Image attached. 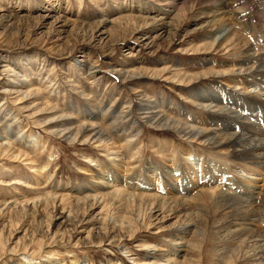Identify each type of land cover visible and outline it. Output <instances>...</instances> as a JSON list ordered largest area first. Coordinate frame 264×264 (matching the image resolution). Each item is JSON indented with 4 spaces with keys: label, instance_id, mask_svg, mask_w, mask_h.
Returning a JSON list of instances; mask_svg holds the SVG:
<instances>
[{
    "label": "rangeland",
    "instance_id": "1",
    "mask_svg": "<svg viewBox=\"0 0 264 264\" xmlns=\"http://www.w3.org/2000/svg\"><path fill=\"white\" fill-rule=\"evenodd\" d=\"M222 18L241 34L239 51L215 48ZM263 19L264 0H0V92L35 91L0 93V264H255L236 219L248 205L241 213L220 202L223 182L185 194L165 183L189 188L211 179L214 163L218 178L250 184L264 201V171L177 127L212 117L195 96L217 86L264 92L250 94L230 76L247 48L264 46ZM146 105L161 121L147 123ZM127 110L134 123L118 117ZM84 127L104 131L103 140ZM80 131L86 145L60 135ZM2 143L29 158L1 153Z\"/></svg>",
    "mask_w": 264,
    "mask_h": 264
},
{
    "label": "bare ground",
    "instance_id": "2",
    "mask_svg": "<svg viewBox=\"0 0 264 264\" xmlns=\"http://www.w3.org/2000/svg\"><path fill=\"white\" fill-rule=\"evenodd\" d=\"M223 6H224V4H222L220 2V4L217 6V9H218L217 12L219 15H224L223 17H225L227 12L223 11L224 7H225V6L224 7ZM226 19H223V20H225L223 22L224 24H222V26L224 25V27L221 29V33L219 34V36L216 37L217 38L216 39L217 45L215 48L225 49L226 52L231 51V50L232 51H235V50L239 51L240 45L242 43H244L243 38L241 37V34L238 31H236L234 26L229 21H228V23L226 22L227 21ZM237 20L240 21V23L241 22H245V23L249 22V20L247 19V17L245 15H241L240 17H237ZM163 22H164V19H163ZM250 30H252V29H247L248 32H250ZM243 57L244 58L240 62V64L238 66H236L235 69L230 74V76L233 77V80H234V82L232 84H244V89H242V90L247 91L250 94H252V91L256 90V88H258L259 90H264V46H263V44L261 45L260 43H258V44L253 45L252 47L247 48L246 54ZM6 67H8L7 71L9 70L10 72L16 73V71L14 69H12L11 67H9L7 65H6ZM199 79H201V78H199V76H197L195 78L192 77L190 81H191V83H193L194 81L199 80ZM170 80H172V79H170ZM190 81H189V84H190ZM256 81H261V83L260 82L258 83ZM184 83H187V82L185 81ZM178 86H183V85L180 84ZM189 86L190 85H188L187 87L189 88ZM223 87H224V85H223ZM226 87L222 88L220 86L219 87L217 86L213 90H209V91H206V92L199 94L198 97L195 96L196 98H198L196 101L197 106L201 107L203 111H207L209 109L212 110L213 113L216 114V116H214L212 113V117L208 116V119H200L198 117H193L191 120V123H183V124L178 123L180 125L177 124L178 125L177 127L183 129V131L184 130L189 131L188 133L190 135L193 134L194 137H196V138L200 137L206 143H208L212 146H215L217 148H222V149H228V148L232 149L234 156L237 157L239 160H241V162L245 163L243 165L247 166L250 169V171H253L254 173H258V174L263 175L264 173L262 174L261 171H264V104H262V103H264V92L261 91L262 93L259 95H257L256 93H253V97L251 98L250 95H247L244 92L238 94L235 91H232V89H233L232 85H230V87L229 86H226ZM25 88H26V86H24V84L23 85L19 84V86L18 85L14 86L11 84V86L6 87L5 91H1L0 93L1 94L3 93L8 97H12L13 95H17L18 97L19 96L21 97V95H23V93H25V96L22 99L29 98L33 95V93H35L34 90L24 92ZM37 92L40 93V90H37ZM223 94L225 95L224 97L230 96L231 98H233V100H231V101H229L227 99L223 100L221 98ZM38 95H40V94H38ZM16 102H18V101H13L14 104ZM148 107H150V106L146 105V106H143V108H141V110H143V113H142V115H144L143 118L148 121L147 123L155 125V123H158L159 121H161L160 120L161 118H160L158 113H156L154 111H149ZM15 108H16L15 110H17V111H19V110L21 111V109L23 111V108H20V107L19 108L15 107ZM255 108H256V110H255ZM126 109H128V107H126ZM246 109H248V110H246ZM93 113L92 114H83V115L84 116L89 115V117H91V115H93ZM183 113H184V111H183ZM19 114H21V112ZM120 114L121 115L118 116L119 118H123V119L129 118L130 121H132L134 123L135 118L133 117V115L130 111L127 110L126 112H123ZM123 114H125V116H123ZM254 120H255L256 124H255ZM94 127L91 130H88L87 127H84L85 129L84 128L83 129L88 130L89 133L90 132L93 133V135H92L93 140H97V141L103 140L102 136L104 135V133H103L104 131L103 132H101V130L97 131V129ZM81 132L82 131L78 132V134H76V135H74V134L70 135L68 132H62V133H60V135L65 137L70 142L79 141V142H84V144H82V145H86V140H82L83 138H81V136H80ZM2 135H5V134L0 133L1 139L4 138ZM30 136L33 137V134H30ZM7 144L9 146L11 145V143H7ZM7 144H4V143L1 144V146L5 148L1 153L5 152V153H8V155H9L12 152H11V149L9 148V146H6ZM8 148L10 150H8ZM17 151L14 152L16 154L15 155L16 157H20V158L23 156L28 157L26 152H22L19 150H17ZM14 153H12L11 155H14ZM185 154L189 157L190 162H193V164H195V169L198 168V170L200 171V168H202V165L197 163L195 160L197 157V154L191 150H188V149H185ZM0 156H5V155H0ZM191 159H193V161ZM212 164H213V166L206 167L207 170H210L209 171L210 173H213V174L215 173L214 175H211V179H209V178L207 179L204 176L206 179H204V177H203L204 180L202 179L200 183L198 180L189 181L190 182L189 186H191L192 188L191 187L188 188L185 181H183V183L179 184V180H176L174 182V181H170L168 179L165 184L168 187V189L171 190L172 192H174L176 194H185V193H189L190 191H194L196 188H199L200 185H202L204 183H206L205 186H207V184L213 180H217L218 182H223L225 185L224 186L225 188L221 192L220 202L226 203V205L230 206V208L232 207V209H234L233 208L234 206L236 208V207H238V205H240V206L241 205L242 206L248 205V207L243 206V207H246V213H245V215L241 216V219L238 218V215H241L238 212L239 214L237 215V218H236L239 220V221L237 220L238 221L237 224L240 228V230H238V231L241 232L240 236L242 238L245 237L244 241H245L246 247L248 248L247 251H248V253H251L250 256L254 259L253 263L264 264V231L260 228L259 225H258L259 227H252V226H254L253 225L254 223L255 224H257V223L263 224L264 223V216L262 214L264 212V210L261 213H259L260 212L259 209L264 208V201L263 200L261 201L260 197L256 196L257 195L256 192L255 193L252 192V190L250 188L251 187L250 184H248V186L244 187V186L238 184L237 182L231 183V182H227L225 179L222 180V179L218 178L217 177L218 167L216 164H214V163H212ZM251 166L256 167V168L252 169V168H250ZM202 172L203 171H201L200 173H202ZM195 173H197V172H195ZM178 174L180 175L181 171ZM193 174H194V172H192V175ZM14 183H19V182H14ZM102 184L108 185L107 183L101 181L99 183V185H102ZM190 184H195V186H192ZM25 187L28 189H32V187L28 184H26ZM117 191H116V193H117ZM101 195H103V194H101ZM140 197H143V196H140ZM17 201H16V205L19 204V203H17ZM6 205L8 206L7 207L8 209L12 208V206H10L9 203ZM16 205H15V208H16ZM180 206L182 208L184 207L183 210H185V211L187 209H189L187 203H183ZM243 207H242V210H239L241 213L245 212L243 210ZM178 208H180V207H178ZM247 208H250V209H247ZM237 209H239V208H237ZM253 209H255V210H253ZM160 210L163 211L164 208H162ZM185 211H183V212H185ZM177 212H179V211H177ZM181 213H182V211H181ZM187 216H188V214H187ZM240 221H243L242 224L240 223ZM190 222H192V221L190 220L187 223H182L183 228H186V225L188 226V224H190ZM185 232L187 234L189 233V231H187V230L180 232L182 234V236L179 237V240H181V242H176L174 244L176 246V248H181L186 244L183 241L186 238L183 236ZM243 246H244V243H243ZM246 247H243V249L244 248L246 249ZM239 249H240V247H239ZM243 249H240V250H243ZM248 256H249V254H248ZM166 261L168 262V264H176V262L174 263V261H172L170 258L167 259Z\"/></svg>",
    "mask_w": 264,
    "mask_h": 264
}]
</instances>
